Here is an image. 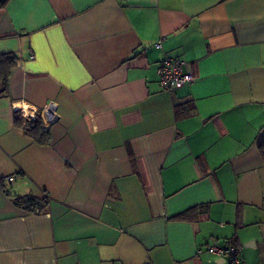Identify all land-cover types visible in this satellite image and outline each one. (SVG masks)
I'll return each mask as SVG.
<instances>
[{
  "label": "crops",
  "instance_id": "1",
  "mask_svg": "<svg viewBox=\"0 0 264 264\" xmlns=\"http://www.w3.org/2000/svg\"><path fill=\"white\" fill-rule=\"evenodd\" d=\"M3 52L0 264H264V0H0Z\"/></svg>",
  "mask_w": 264,
  "mask_h": 264
},
{
  "label": "trees",
  "instance_id": "2",
  "mask_svg": "<svg viewBox=\"0 0 264 264\" xmlns=\"http://www.w3.org/2000/svg\"><path fill=\"white\" fill-rule=\"evenodd\" d=\"M19 64V56L13 52L0 53V96H9V77L13 69ZM13 122L19 126L25 134L30 136L36 143L46 145L50 141V123L45 120L41 113H36L34 118L23 117L14 114ZM4 179L1 180L4 183ZM13 203L29 212H39L47 205V198L38 199L33 195L26 194L14 196Z\"/></svg>",
  "mask_w": 264,
  "mask_h": 264
},
{
  "label": "built area",
  "instance_id": "3",
  "mask_svg": "<svg viewBox=\"0 0 264 264\" xmlns=\"http://www.w3.org/2000/svg\"><path fill=\"white\" fill-rule=\"evenodd\" d=\"M155 46L160 47V43H156ZM184 63L183 60L175 57H166L158 63V81L163 88L172 90L193 81V72L190 70L185 71ZM26 117L34 118V115L31 114ZM14 178L15 175L11 174L5 177V181L11 183ZM206 251L220 258H224L228 264H241L242 261L237 247L231 243L220 244L214 241L206 247Z\"/></svg>",
  "mask_w": 264,
  "mask_h": 264
},
{
  "label": "water",
  "instance_id": "4",
  "mask_svg": "<svg viewBox=\"0 0 264 264\" xmlns=\"http://www.w3.org/2000/svg\"><path fill=\"white\" fill-rule=\"evenodd\" d=\"M218 261L223 262V261H225V259L224 258H219Z\"/></svg>",
  "mask_w": 264,
  "mask_h": 264
}]
</instances>
